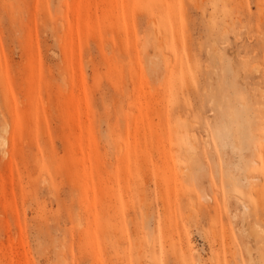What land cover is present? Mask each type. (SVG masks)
<instances>
[{"label":"rangeland","instance_id":"1","mask_svg":"<svg viewBox=\"0 0 264 264\" xmlns=\"http://www.w3.org/2000/svg\"><path fill=\"white\" fill-rule=\"evenodd\" d=\"M168 215L264 264V0H0V264H148Z\"/></svg>","mask_w":264,"mask_h":264},{"label":"bare ground","instance_id":"2","mask_svg":"<svg viewBox=\"0 0 264 264\" xmlns=\"http://www.w3.org/2000/svg\"><path fill=\"white\" fill-rule=\"evenodd\" d=\"M157 41V40H156ZM161 44V43H160ZM166 44V43H165ZM157 45V44H156ZM178 45H180V46H182L181 45V43L180 44H178ZM158 47V49L161 51V52H163V50H164V48L161 46V45H159V46H157ZM172 47V46H171ZM173 47H178V49L179 50H181V52H183V50H182V47H179V46H173ZM165 53H167V52H165ZM165 53H161V55H166ZM163 56H161V58H162ZM164 58V61H165V63H164V61H162L161 63H162V65L164 64L165 66H168V71H167V78H166V84H168L169 82H171V81H173V78H177L181 73H182V70L180 69L181 68V64H179L178 65V69L176 70V73L174 74V71H173V68H174V62H173V59H172V55H169V54H167L165 57H163ZM165 58H166V60H165ZM161 60H163V59H161ZM140 71H141V74H142V69H140ZM174 74V75H173ZM142 83V82H141ZM185 172V171H184ZM174 176V175H173ZM176 180V179H175ZM177 182V181H176ZM178 185V184H177ZM178 186H176V188H177ZM175 188V189H176ZM173 191H175V190H173ZM176 193V192H175ZM169 194V193H168ZM176 197V196H175ZM119 198V197H118ZM170 199H171V197H170ZM177 199V198H176ZM168 200V199H167ZM175 200V199H174ZM143 201H145V200H143ZM168 201H170V200H168ZM141 204V203H140ZM163 204V203H162ZM126 205V204H125ZM140 206V211H141V215H142V223L144 224V222H146L148 219H150V218H146L147 217V215L150 217V212H149V210H148V207L146 208L145 207V205H143V204H141V205H139ZM173 207V206H172ZM143 215H144V217H143ZM146 216V217H145ZM164 216H166V215H164ZM168 217H169V222H170V224L168 225V224H166L165 223V225H168V226H166L167 228V230H165L164 228V224H163V222L165 221L166 222V220H164V218H163V220H162V224L164 225V226H162L161 225V227H163V228H159L160 226H159V224L160 223H158V228L156 227V232H157V234H155V233H153L152 232V234H148V237H146L145 239H147L146 240V245H147V249H148V253H146V255L147 254H149V263L148 264H170V263H173V264H192L193 263V260H192V258L189 256L190 254L188 253L187 254V252H184L183 251V249H182V247H181V235H180V229H179V226H178V221H177V219H176V217H173V216H170V215H168ZM119 218V221L118 222H120L121 220V218L120 217H118ZM147 219L146 221L144 220V219ZM255 219V218H254ZM151 220V219H150ZM156 221V220H155ZM149 222V221H148ZM157 222V221H156ZM257 222L258 221H256L255 220V224H253V227L252 228H254L256 231L255 232H258V230L255 228V226L254 225H256L257 224ZM121 224H122V221H121ZM150 224V223H149ZM252 226V225H251ZM257 226H259L260 227V225H257ZM261 228V227H260ZM145 229V228H144ZM163 229V230H162ZM251 229V228H250ZM253 229V230H254ZM165 230V231H164ZM261 230V229H260ZM263 230V229H262ZM153 231V230H152ZM164 232H168L167 233V236H166V234H164ZM262 232V231H261ZM264 232V231H263ZM145 233H147V232H145ZM251 233V234H250ZM249 233V235H253V234H256V233H254V231H253V233L252 232H250ZM258 234V233H257ZM124 235V234H123ZM259 235V234H258ZM147 236V235H146ZM257 236V235H256ZM127 237V236H126ZM255 237V236H254ZM123 238V237H122ZM259 237H256V239H258ZM138 239V238H137ZM143 239V238H142ZM145 239H143L142 241H144ZM136 242H137V240H136ZM139 242H140V240H139ZM141 245H142V242L140 243ZM219 244V243H218ZM259 244H261L262 246H263V244L262 243H260L259 242ZM136 245L138 246V243H136ZM136 245H134V246H136ZM141 245L139 246V247H141ZM229 244H228V242L225 240V239H222V241H221V251H222V255L220 256V254H219V258H218V260L216 261V263L215 264H227L226 263V260H227V250L229 249V246H228ZM247 245H249V243L247 244ZM246 245V247L248 248V246ZM260 245V246H261ZM128 246H129V243H128ZM133 246V247H134ZM136 246V247H137ZM129 247H131V245L129 246ZM129 247H128V251H127V254H128V252L130 251V249H129ZM146 247V246H145ZM132 248V247H131ZM143 248V247H142ZM247 248H246V250H247ZM251 248V247H250ZM260 248V247H259ZM134 249H135V251L134 252H138L136 249L137 248H135L134 247ZM139 249H141V248H139ZM249 249V248H248ZM261 249H264V248H261ZM132 250V249H131ZM245 250V251H246ZM251 250V249H250ZM139 251H141V250H139ZM143 251H145V250H143ZM142 252V251H141ZM140 252V253H141ZM123 253V252H122ZM140 253H138V254H140ZM263 253V252H262ZM261 253V254H262ZM137 254V253H136ZM142 254V253H141ZM145 254V253H144ZM246 254H247V252H246ZM126 255V254H125ZM130 255H131V253H130ZM130 255H129V257H128V255H127V262H128V260H130L131 258H130ZM215 254H213V256H214ZM248 255V257H250L249 256V254H247ZM262 255H264V254H262ZM262 255H259V256H262ZM112 256V255H111ZM124 256V254L122 255V257ZM133 255H131V257H132ZM134 256H135V254H134ZM132 257V258H136V256L135 257ZM121 257V258H122ZM143 257H144V259H145V255H143ZM218 257V256H217ZM111 258V257H110ZM109 258V259H110ZM120 258V259H121ZM130 258V259H129ZM259 258V257H258ZM261 258V257H260ZM123 259V258H122ZM143 259V258H142ZM262 259V258H261ZM111 260V259H110ZM117 260V259H116ZM140 260V259H139ZM139 260L137 261V262H139ZM121 261V263H122V260H120ZM119 261V262H120ZM131 261V260H130ZM129 261V262H130ZM260 261V260H259ZM262 261H263V259H262ZM128 262V263H129ZM140 262H141V260H140ZM145 262H146V260H145ZM144 262V263H145ZM120 263V264H121ZM119 264V263H118ZM130 264V263H129ZM132 264V263H131ZM135 264H137L136 262H135ZM140 264V263H139ZM147 264V263H146ZM196 264H201V262H200V260L198 259L197 260V263ZM263 264V263H262Z\"/></svg>","mask_w":264,"mask_h":264}]
</instances>
